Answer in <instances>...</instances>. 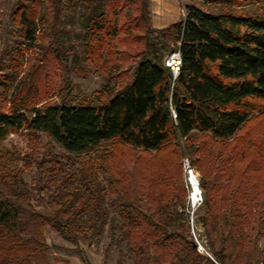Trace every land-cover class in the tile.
Returning a JSON list of instances; mask_svg holds the SVG:
<instances>
[{
	"label": "trees",
	"instance_id": "obj_1",
	"mask_svg": "<svg viewBox=\"0 0 264 264\" xmlns=\"http://www.w3.org/2000/svg\"><path fill=\"white\" fill-rule=\"evenodd\" d=\"M255 1L252 14L185 5L180 21L156 29L148 0H16L17 41L0 73V143L42 132L88 160L79 180L56 159L36 164L39 211L18 155L0 144V264H52L47 228L75 245L82 264L104 234L115 264H264V0ZM37 36L50 38L64 73L71 56L107 80L93 101L75 103L65 85L56 102L42 103L50 92L19 78ZM70 36L79 49H66ZM123 44L136 54L117 51ZM175 52L173 78L164 61ZM180 141L200 173L203 201L192 216ZM119 147L134 154L127 173L115 165Z\"/></svg>",
	"mask_w": 264,
	"mask_h": 264
},
{
	"label": "rangeland",
	"instance_id": "obj_2",
	"mask_svg": "<svg viewBox=\"0 0 264 264\" xmlns=\"http://www.w3.org/2000/svg\"><path fill=\"white\" fill-rule=\"evenodd\" d=\"M16 2V0H0V73L6 72L4 63L8 62V51L15 46L17 33L16 27L9 20V9ZM149 7V21L152 27L156 29L166 28L171 23L180 21L186 14L185 5L197 6L198 8L208 12L217 13L223 10H231L235 13L242 12L246 14L260 12V3L255 0H148ZM70 27V26H69ZM75 30H78L77 24ZM41 31H47L45 26H40ZM44 29V30H43ZM70 39H65L64 46L67 48H78V38L70 36ZM53 46H56L53 44ZM50 38L37 36L36 47L32 50L23 51L24 65L21 68L20 77L23 74H28L29 78H32L35 83L39 84L41 92L48 90L50 92V98H44L42 103H53L57 101V93L60 92L63 86L68 85L72 89V95L75 96V103L79 101H93L96 98L95 91L100 90L103 85L107 83V80L97 73L93 74L89 72V67L85 65L81 60L79 63H74L69 56V62L67 63L68 72L64 73L62 68L52 60L55 56L54 53H50ZM53 48V47H52ZM117 51L135 55L137 50H126L124 46H118ZM119 57V56H118ZM52 61V62H51ZM132 60L128 59L123 62V69L130 68L132 66ZM43 66V68H42ZM126 72V71H124ZM122 74L121 72H119ZM111 86L115 89L120 85V81L112 79ZM256 122V121H255ZM255 124V123H254ZM253 124V125H254ZM250 125V124H249ZM252 126V124L250 125ZM242 130L239 132L241 135ZM200 137L197 141H193L198 144ZM8 151H12L15 155H18V159L15 164L18 167H23L24 183L30 192V198L37 210H42V205L38 201L35 194V180L37 177L36 164L44 162L47 167L51 166L49 162L52 159H56L65 170H70L74 174V180H79L84 177L83 164L88 160L86 156H78L65 153L61 147L53 140H51L46 134L42 132H36L34 134H28L27 131L12 132L0 143ZM185 141H180V158L181 165V177L185 183L184 161L188 159L193 168L195 176L200 179V173L198 169L192 164V160L188 158L183 150ZM115 165L120 166L123 163L126 173L131 169V160L134 156L133 152L128 148L119 147L117 149ZM55 157V158H54ZM75 183V182H74ZM188 198V197H187ZM193 237L197 240L196 230L191 231ZM46 241L50 246V257L52 264H82L80 254H78L75 245L63 239L60 235L54 233L51 229H46ZM100 244L94 249L85 250V257L88 258L91 264H115L117 260V254L111 252L106 258L105 248L108 243V239L105 234L101 238ZM264 243V241H263ZM263 243L261 244L263 246ZM198 251L202 252L201 247H198Z\"/></svg>",
	"mask_w": 264,
	"mask_h": 264
},
{
	"label": "built area",
	"instance_id": "obj_3",
	"mask_svg": "<svg viewBox=\"0 0 264 264\" xmlns=\"http://www.w3.org/2000/svg\"><path fill=\"white\" fill-rule=\"evenodd\" d=\"M180 62L181 59L179 52L170 54L164 61L165 66L170 69L173 78H175L178 74V71L181 67ZM184 172L186 179L185 187L188 193L187 206L190 210V216H192L194 211L199 208L200 204L203 201V193H201V190L199 189V179L195 176L193 168L188 159H185L184 161ZM195 242L197 247H200L196 240Z\"/></svg>",
	"mask_w": 264,
	"mask_h": 264
},
{
	"label": "water",
	"instance_id": "obj_4",
	"mask_svg": "<svg viewBox=\"0 0 264 264\" xmlns=\"http://www.w3.org/2000/svg\"><path fill=\"white\" fill-rule=\"evenodd\" d=\"M192 246H193V247H195V246H196V244H193Z\"/></svg>",
	"mask_w": 264,
	"mask_h": 264
}]
</instances>
